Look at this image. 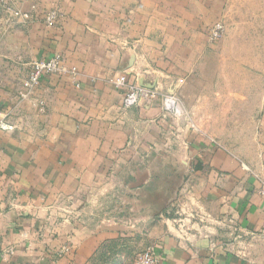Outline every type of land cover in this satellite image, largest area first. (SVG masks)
Returning a JSON list of instances; mask_svg holds the SVG:
<instances>
[{
  "label": "crops",
  "instance_id": "0c3cea01",
  "mask_svg": "<svg viewBox=\"0 0 264 264\" xmlns=\"http://www.w3.org/2000/svg\"><path fill=\"white\" fill-rule=\"evenodd\" d=\"M12 2L31 17L6 27L0 4V123L10 128L0 131V264H90L122 231L133 233L136 256L152 248L158 264H264L260 107L249 116L248 156L183 137L191 177L166 198L163 178L153 186L147 176L115 172L125 158L168 147L159 100L125 110L123 91L109 81L126 75L156 96L166 73L180 79L186 46L174 47L203 34L196 9L205 0ZM54 54L75 77H47L21 99L28 64Z\"/></svg>",
  "mask_w": 264,
  "mask_h": 264
},
{
  "label": "rangeland",
  "instance_id": "374dc122",
  "mask_svg": "<svg viewBox=\"0 0 264 264\" xmlns=\"http://www.w3.org/2000/svg\"><path fill=\"white\" fill-rule=\"evenodd\" d=\"M205 2L209 6L196 9L201 12L203 34L189 39L186 36L174 47L181 51L186 46L187 55L180 57L179 63H189L188 70L175 80L166 73L167 84L157 89L156 96L154 88L147 89L153 94L150 100L160 102L165 121L162 140L168 148L139 152L125 158L126 164L115 170L116 175L147 176L153 186V178H163L165 198L171 195L172 186L178 182L182 186L191 177L186 149L180 145L183 137L190 141L204 139L229 155L248 156L245 148L252 141L254 122L249 116L257 107L264 113V0ZM1 11L6 20L7 13ZM216 23H221L222 34L209 41V31ZM169 99L176 113L166 110L165 101ZM157 141L161 143L159 138ZM161 216L169 217L166 213ZM131 235L127 231L119 233L117 240L99 249L90 264H132L138 242Z\"/></svg>",
  "mask_w": 264,
  "mask_h": 264
},
{
  "label": "built area",
  "instance_id": "2783aa9c",
  "mask_svg": "<svg viewBox=\"0 0 264 264\" xmlns=\"http://www.w3.org/2000/svg\"><path fill=\"white\" fill-rule=\"evenodd\" d=\"M0 4L4 12L8 15V18L5 20L6 27H10L16 20L21 21L22 24H25L30 20L31 14L21 12L15 7L12 0H0ZM55 18L56 13L54 11L48 13L45 17L46 25H52ZM222 31L223 27L221 23H216L209 31L208 40H217L221 36ZM64 74H69L74 78L76 75V69L74 67L67 68L64 58L59 55L54 54L46 59L33 60L28 64L27 75L21 82L19 97L21 99H27L40 86L43 79L47 77L61 76ZM109 82L118 89L123 90L122 107L125 110L138 107L141 101L150 99L153 95L145 88L130 86L125 75H121L117 79ZM165 103L166 110L176 113V110L173 107V102L170 99L166 100ZM38 107L41 113L45 112L46 109L43 102H39ZM9 129L10 128L7 125L0 123V131H8ZM257 194L264 202V182L260 183ZM65 251L66 249L64 248L60 249L54 254V258H61ZM13 252L14 249L9 248L6 254L11 255ZM132 264H158V259L155 256L153 249L147 248L135 257Z\"/></svg>",
  "mask_w": 264,
  "mask_h": 264
}]
</instances>
